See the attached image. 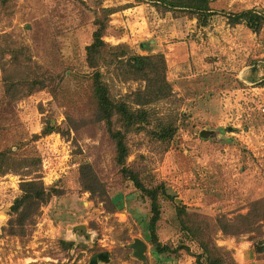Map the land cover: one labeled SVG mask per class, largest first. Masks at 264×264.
Instances as JSON below:
<instances>
[{
	"label": "rangeland",
	"instance_id": "obj_1",
	"mask_svg": "<svg viewBox=\"0 0 264 264\" xmlns=\"http://www.w3.org/2000/svg\"><path fill=\"white\" fill-rule=\"evenodd\" d=\"M210 8L213 16L201 26L194 15L145 0H0V153L21 163L0 176V264H89L100 253L109 257L97 264H196L201 251L181 234L182 214L211 227L227 264H264V222L240 237L215 226L264 199V25L255 33L231 21L249 10L264 16V0H210ZM99 26L102 41L115 49L111 57L148 55L140 50L148 43L150 54L166 62L171 96L152 107L156 119L174 123V137L162 143L148 128L125 138V165L142 171L146 189L161 186L171 197L159 196L157 244L149 238L151 202L124 180L114 143L94 120L85 48ZM8 45L46 85L15 103L4 98L2 82L3 65L12 79L21 69L8 65ZM101 71L116 101L129 102L144 87L122 81L120 70ZM48 125L55 130L46 135ZM83 165L91 166L107 200L83 190ZM37 177L61 195L23 236L11 235L19 184ZM80 226L85 233L73 230ZM135 239L146 246L142 257L133 252Z\"/></svg>",
	"mask_w": 264,
	"mask_h": 264
},
{
	"label": "trees",
	"instance_id": "obj_2",
	"mask_svg": "<svg viewBox=\"0 0 264 264\" xmlns=\"http://www.w3.org/2000/svg\"><path fill=\"white\" fill-rule=\"evenodd\" d=\"M145 2L166 11L187 12L194 15L201 26H206L208 19L213 16L210 0H145ZM231 21L234 24L243 21L248 29L258 33L264 25V16L249 10L234 15ZM101 32L102 28L99 26L93 33L91 44L85 48L87 67L92 71L89 81L90 97L96 107L94 120L96 123L105 126L110 139L113 141L116 152L115 161L121 167L124 180L130 181L135 188L144 192L151 202L149 238L157 244L156 226L161 216L159 196H162L160 198L163 199L171 197L166 194L161 186L146 189L141 179L142 171L125 165L128 155L125 138L129 133H139L148 128H150L148 130L150 134L162 143H169L174 137L176 133L174 123L156 119L158 114L152 107L171 96V86L166 80V62L163 54H150L151 49L148 43L140 44V50L149 52L148 55L134 54L123 59L113 55L111 57L109 52L115 49L102 41ZM4 51L6 52L4 54L10 56L8 65L21 68L14 73L17 77L12 79L5 65L2 66L5 99L15 103L24 96L45 89V83L25 71L28 69V64L20 62L22 54L18 49L8 45ZM0 56L2 58V55ZM102 68L120 70L122 73L117 76L121 77L122 81H140L144 84V87L131 93L129 102L125 100L116 101L109 94L104 74L101 71ZM54 130L52 125H48L44 133L46 135L51 134ZM55 132L59 133L58 131ZM16 164L21 165L19 161L15 163L14 159L0 153V176L13 172ZM29 165L28 161L24 162V168L29 167ZM79 177L83 190L88 192L92 198L101 201L107 200V193L91 166H81ZM19 190L21 195L10 208L12 218L8 223L10 234L15 236H23L27 226L35 225L40 209L47 205L52 197L61 195L53 187L46 188L38 177L21 181ZM178 221L180 232L184 238L199 246L201 252L195 257L196 264L226 263L220 249L213 242L209 225L200 226V224L192 221L188 216H183V214L178 217ZM261 222H264V199L252 203L247 214L237 216L234 222L221 217L216 220L215 226L225 236L240 237L252 233ZM157 250L161 253L169 252V248L160 245H157Z\"/></svg>",
	"mask_w": 264,
	"mask_h": 264
},
{
	"label": "water",
	"instance_id": "obj_3",
	"mask_svg": "<svg viewBox=\"0 0 264 264\" xmlns=\"http://www.w3.org/2000/svg\"><path fill=\"white\" fill-rule=\"evenodd\" d=\"M73 230H77L81 233H85V228L80 226V227H75ZM132 249H133V252L139 256V257H142L143 255V252L145 251L146 249V246L144 243H142L140 240L138 239H135L134 240V244L132 245ZM109 257V254L108 253H100V254H96L94 255L90 261H89V264H97L100 260L102 261H106Z\"/></svg>",
	"mask_w": 264,
	"mask_h": 264
}]
</instances>
